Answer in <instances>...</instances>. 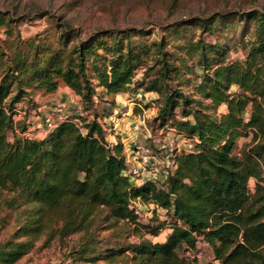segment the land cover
I'll list each match as a JSON object with an SVG mask.
<instances>
[{"label": "trees", "instance_id": "16d2710c", "mask_svg": "<svg viewBox=\"0 0 264 264\" xmlns=\"http://www.w3.org/2000/svg\"><path fill=\"white\" fill-rule=\"evenodd\" d=\"M20 21L31 18L0 12V210L16 213L15 230L0 243V264L15 263L37 241L47 245L76 234L68 258L83 264H198L188 253L201 245L218 264H264V11L182 20L151 45L135 39L147 35L137 29L81 38L64 22L55 23L53 42L23 40L13 27ZM196 26L218 33L217 40L193 39ZM169 41L179 43L177 63L192 75L189 90L167 88L170 74L180 72L172 54L162 52ZM235 41L241 59L229 57ZM152 47L161 57L159 77L136 83V91L159 95L148 129L173 128L194 141L162 183L132 182L120 137L110 140L112 129L98 122L107 115L94 111L80 126L74 122L80 118L70 117L42 138L22 136L26 125L13 121L14 108L33 92H53L62 83L89 111L96 88L127 91ZM221 105L225 112L218 113ZM249 133L250 143L235 152ZM135 203L166 218L141 224ZM164 230L162 240H153Z\"/></svg>", "mask_w": 264, "mask_h": 264}, {"label": "rangeland", "instance_id": "374dc122", "mask_svg": "<svg viewBox=\"0 0 264 264\" xmlns=\"http://www.w3.org/2000/svg\"><path fill=\"white\" fill-rule=\"evenodd\" d=\"M249 10L264 11V0H0V12L8 14L14 19L21 17L31 18V21H20L13 25L15 31H18L23 40H42L43 42H53L55 37V23L64 22L74 28L81 38H85L100 30L137 29L146 32L147 35L142 37L138 36L135 39L142 41L146 45H151L153 42L158 43L160 38L163 35L165 36L169 26L182 20L189 18L202 19L214 13L227 11L243 12ZM190 34H192L193 39L197 40L200 38L208 43H214L219 36L218 33L209 34L207 32H201L198 26L193 27L192 33ZM0 38H5L2 28H0ZM249 38L251 36L247 35L245 40ZM174 44L179 43L169 41L164 43L162 47V52L172 54L171 60H174V64L180 70L176 74H170L174 78L168 80L167 88L177 86L186 91L189 90L187 80L190 81L192 75L184 71L186 68L177 63V58L182 56V52L175 49ZM234 44L235 48L228 50L229 57L231 59H241V46L236 41ZM154 50L152 47L150 54L145 57V63L135 71L133 83L127 87L126 92H121L122 98L119 97V104L129 105V108L126 105H122V107L131 109V113L139 119V124L134 129L137 134L138 143L151 147H153L152 137H155L158 132L152 134L148 129V122L155 115L160 99L156 93H151L147 96V94L141 91H136V83L143 82L147 84L159 77L160 63L157 60L161 57H158ZM99 53H102L101 49H99ZM191 64V61L186 60L185 66H191ZM65 87L64 84L60 83L58 88L53 92H33L30 100H22L15 105V107L17 105L23 107L25 112L23 114V111H21L19 115H16L15 121L24 123L26 128L32 127L37 122L36 114L38 113L41 116L47 111L46 109L43 112L44 110L40 109L39 112L35 105L34 98L39 94H42L40 96L43 100H48L51 104L56 100L63 101L68 108L69 116L80 118L82 124L92 118V112L94 111L100 116L107 115L115 119L118 118L119 110L117 109L118 106H116L117 102L114 93H107L102 88H96L95 96L93 97L94 105L91 110L84 112L81 109L83 106L80 97L71 89L68 87L65 89ZM167 88L165 87V90ZM138 92L141 93L142 97L137 96ZM223 112H225V106L221 105L218 108V113ZM176 116H179V110H176ZM245 116L247 117V114ZM102 119L100 118V120ZM143 127H146L148 132ZM101 128L108 130L107 132H110L112 129V133H120V130H118L119 127L115 123L112 127L104 125ZM80 129L83 131L82 126ZM164 132L160 136V139L165 141L167 129ZM33 133L35 134L36 132L34 131ZM46 134L37 133L36 138H42ZM251 139V133L247 137L240 138L236 143L235 152H238L242 147L250 143ZM254 184L255 181L253 179L249 180V190L254 189ZM135 204L139 208V222L141 224H154L151 221L153 216L158 217L159 221L166 218L163 211L157 210L153 212L152 206H144L139 203ZM15 220L16 213L11 210H0V243L7 239L15 230ZM142 231L145 232L144 230ZM108 232L102 231L100 235L105 236ZM164 232H167V230L161 232L153 240H162ZM79 236L76 234L62 241L53 240L47 245H42L41 241H37L31 251L13 264H83L72 262L68 258L71 248L76 245ZM144 236L151 238V236L146 234ZM131 240H135V238L131 237ZM191 255L199 256L197 260L199 264H218V262L213 260V255L207 246L201 245L196 251L188 253V256ZM95 264L119 263L98 261Z\"/></svg>", "mask_w": 264, "mask_h": 264}, {"label": "built area", "instance_id": "2783aa9c", "mask_svg": "<svg viewBox=\"0 0 264 264\" xmlns=\"http://www.w3.org/2000/svg\"><path fill=\"white\" fill-rule=\"evenodd\" d=\"M137 96L142 97L140 92H138ZM67 110L68 108L63 101H54L43 115L40 116L36 112L37 122L32 127L26 128L22 136L37 139V133H47L57 123L69 119L70 116ZM21 111L25 114L23 107L17 105L14 108V122H16V115H19ZM74 122L78 125L81 124L78 119H74ZM99 123L101 127L104 125L112 127L117 122L114 117H109L99 120ZM143 128L148 132L146 127ZM34 131L36 132L35 134L33 133ZM163 133H165L164 130H160L155 137H152L153 147L136 142L125 154L126 162L131 167L128 173L135 184L140 185L147 180L162 183L166 175L176 168L177 156L193 149L194 141L179 135L173 128L167 129L165 141L160 139ZM131 163L134 165L132 166ZM190 257L197 261L199 256L191 255Z\"/></svg>", "mask_w": 264, "mask_h": 264}, {"label": "crops", "instance_id": "0c3cea01", "mask_svg": "<svg viewBox=\"0 0 264 264\" xmlns=\"http://www.w3.org/2000/svg\"><path fill=\"white\" fill-rule=\"evenodd\" d=\"M40 95L42 94H39L38 96L34 98L35 105L39 112H40V109L44 110L43 112H45L46 109L50 107L51 102H48V100L47 101L43 100V98ZM147 96H149V94H147ZM114 97L117 102L116 103V106H118L117 109L119 110L118 118L116 119V122H117L116 125L117 127H119L118 130H120V133L118 134V132H116V133H113L112 135H109V139L114 141L115 136L118 135L123 144L124 154H127L128 151L133 147V144L138 142V138L136 137L137 134L134 129L135 127L137 128L139 124V119H137V117L131 113V109H127V108L125 109L124 106L122 107V105H126V104H119L120 103L119 97L122 98V93H117L114 95ZM128 106L129 105H126V107ZM131 165L133 166L134 164L131 163Z\"/></svg>", "mask_w": 264, "mask_h": 264}]
</instances>
